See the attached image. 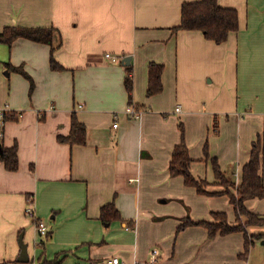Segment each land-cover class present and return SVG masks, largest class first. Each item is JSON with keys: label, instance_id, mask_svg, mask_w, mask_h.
<instances>
[{"label": "crops", "instance_id": "obj_1", "mask_svg": "<svg viewBox=\"0 0 264 264\" xmlns=\"http://www.w3.org/2000/svg\"><path fill=\"white\" fill-rule=\"evenodd\" d=\"M192 1L0 0V31L55 27L60 45L53 55L64 67L50 68L48 44H0V63L22 65L34 81L30 90L26 77L0 65V108L9 113L0 126V155L16 144L18 157L16 170L0 159V264H39L58 254L61 264H111L113 257L119 264L227 262L223 255L237 247L229 246L237 235L209 239L203 226L178 234L176 228L186 215L210 220L214 210H226L232 222L228 197L197 193L170 174L169 162L182 123L192 175L210 182L209 191L222 189L204 159L207 143L209 155L240 182L252 141L264 136V0H218L238 12V29L220 44L199 30L171 29L182 4ZM125 56L133 67L131 100ZM151 62L164 64L163 88L147 96ZM72 114L86 126L85 144L58 139L70 133ZM261 171L264 177V150ZM113 198L133 228L119 220L106 228L100 220L101 206ZM245 205L264 214V198ZM28 206L51 231L43 253ZM21 233L25 263L17 259Z\"/></svg>", "mask_w": 264, "mask_h": 264}, {"label": "trees", "instance_id": "obj_2", "mask_svg": "<svg viewBox=\"0 0 264 264\" xmlns=\"http://www.w3.org/2000/svg\"><path fill=\"white\" fill-rule=\"evenodd\" d=\"M177 30H199L204 34L206 39L214 41L217 44L227 40L229 34L238 29V12L234 7L221 6L218 0H195L192 2H184L181 8L180 23L171 28ZM55 33L57 30L53 26H5L0 31V44L10 47L12 42L18 38L28 39L34 42L48 44L50 46V68L52 70H64V67L55 59L53 53L59 47L60 42L54 44ZM3 68L8 71H15L26 77L30 81V90L34 87V81L25 71L22 65L14 66L9 62L0 63ZM133 67L131 64L126 66V76L124 78V86L131 100L133 89L132 78ZM164 64L149 63L147 68L148 82L146 95L151 96L160 92L163 88L162 73ZM5 117H9L6 112ZM215 124L217 123L214 117ZM181 131V140L172 150L169 162V172L172 176H181L184 184L195 188L196 192L204 195L220 196L226 195L232 205L235 221H228L225 211L214 210L210 212V220H192L189 215L182 217L176 228V234L184 230L188 226H203L207 230L209 239L215 238L217 235H226L234 232L243 234V251L239 253V257L246 259L251 246L257 241L264 238V232L250 233V226H264V214L250 211L245 200L249 198H264V177L262 174V154L264 150V136L258 134L256 139L252 141L249 159L244 163L241 169V180L236 183L232 177V172L228 174L221 168L218 159L210 156L207 143L204 144L205 160L209 161L214 173L217 184L222 186L221 190L209 191L208 182L204 178H196L190 172V163L192 158L189 155L188 147L184 140V127L179 124ZM58 139L70 144L86 143V126L79 121L75 114H72L70 133L66 136L59 135ZM0 159L3 161L8 170H16L18 168L17 145L11 147H2ZM115 198V197H114ZM114 198L112 201L104 204L100 208L99 218L107 228L114 220H119L121 224L127 228H133L132 221H126L122 218L120 212L115 206ZM36 219H34V222ZM51 239V231L48 229L47 234L41 240L40 245L44 247L46 241ZM61 254V253H60ZM64 255H56L52 259H41L39 264H61Z\"/></svg>", "mask_w": 264, "mask_h": 264}, {"label": "rangeland", "instance_id": "obj_3", "mask_svg": "<svg viewBox=\"0 0 264 264\" xmlns=\"http://www.w3.org/2000/svg\"><path fill=\"white\" fill-rule=\"evenodd\" d=\"M5 71L6 70H4V72ZM221 211H225L227 213V215H229V213L226 210H221ZM234 221H235V219L231 223H233ZM254 227H256V228H254ZM248 229H249L250 233L256 231V229H260L261 231L258 230L259 232H264V226H250V227H248ZM259 232L256 231V233H259ZM234 234L237 235V237L232 238L233 241L230 242L229 246L236 244L237 247H232L228 253H225V255H223V258L226 259V261H227L224 264H264V245H262L261 242L257 240L251 246L250 251L248 252L247 258L242 259L239 257V253L243 251V245H242L243 234L241 232H234ZM40 242H41V240L39 241V244H37L36 248H40L41 252L43 253V245L41 246ZM235 249H237V250H235ZM30 252H31V254H33L35 252L33 244L30 247ZM208 262H212V259L210 257H206L205 259L199 261L200 264H203V263L206 264Z\"/></svg>", "mask_w": 264, "mask_h": 264}, {"label": "built area", "instance_id": "obj_4", "mask_svg": "<svg viewBox=\"0 0 264 264\" xmlns=\"http://www.w3.org/2000/svg\"><path fill=\"white\" fill-rule=\"evenodd\" d=\"M176 110H179V107H176ZM127 112L129 114H134L136 116L140 114L139 112H137L136 110H134V108H131V107H129L127 109ZM5 114H6V108H0V126L4 122ZM113 126H117V123H113ZM25 213L28 216L34 217L33 210L29 206L25 209ZM34 219H36V218L34 217ZM35 224H36V229H37L39 235L42 236V237H44L47 234L48 226L43 221H41L39 219H36ZM37 244H39V242ZM118 261H119V258L118 257H113L112 260L110 261V263L111 264H119Z\"/></svg>", "mask_w": 264, "mask_h": 264}, {"label": "water", "instance_id": "obj_5", "mask_svg": "<svg viewBox=\"0 0 264 264\" xmlns=\"http://www.w3.org/2000/svg\"><path fill=\"white\" fill-rule=\"evenodd\" d=\"M129 61H130V56H125L123 58V62L125 65H128ZM5 73H8V72L5 71ZM0 150H1V148H0ZM18 242H19V246H20V253H19L17 259L19 262H23V263L28 262V260H29L28 251H27L28 245L26 242L23 241L22 233L19 235ZM260 242L262 245H264V239H261Z\"/></svg>", "mask_w": 264, "mask_h": 264}]
</instances>
